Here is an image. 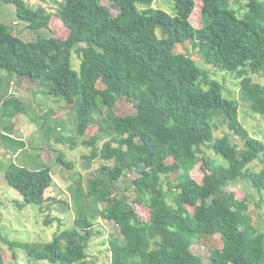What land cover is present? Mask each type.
Segmentation results:
<instances>
[{"label": "trees", "instance_id": "1", "mask_svg": "<svg viewBox=\"0 0 264 264\" xmlns=\"http://www.w3.org/2000/svg\"><path fill=\"white\" fill-rule=\"evenodd\" d=\"M0 2L12 5L28 30L47 29L53 16L67 30L63 40L25 42L0 23L1 117L10 122L25 116L35 128L50 119L56 125L43 128L44 143L28 166L8 162L2 167L0 155L7 185L40 211L62 203L45 197L53 175L42 156L54 153L64 168L72 163L52 141L69 150L89 149L82 156L84 170L92 171L96 160L112 162L90 175L86 190L79 184L73 191L78 216L49 242L11 241L0 227V264H6L1 245L11 251L13 263L18 248L37 262L90 264L87 249L98 218L114 228L106 241L109 264H202L191 251L194 240L201 239L215 241L210 264H264V231L254 225L246 199L226 189L246 180L258 193L264 191V166L249 169L253 161L264 160V132L261 139L250 135L239 121L235 98H223L222 85L210 77L213 69L237 79L250 111L264 118V82L251 78L264 73V0H172V13L154 8L153 0H39L57 4L55 14L24 0ZM197 5L198 29L190 23ZM186 44L210 69L176 51ZM73 54L80 60L79 73L71 67ZM12 74L73 108L67 120L74 135L58 130L66 126L59 111L51 115L33 99L8 92L3 81ZM119 99L130 103L134 114L116 115ZM218 116L229 132L221 137L214 136ZM12 124L0 128V146L12 142L17 151L25 143L10 140ZM198 163L200 183L190 175ZM129 174L134 178L119 190L115 183ZM135 204L149 210L148 220L141 219Z\"/></svg>", "mask_w": 264, "mask_h": 264}, {"label": "rangeland", "instance_id": "2", "mask_svg": "<svg viewBox=\"0 0 264 264\" xmlns=\"http://www.w3.org/2000/svg\"><path fill=\"white\" fill-rule=\"evenodd\" d=\"M24 1L31 7L43 6L50 14H55L57 9V4L51 2L42 3L39 2V0ZM103 4L108 5V2L105 1ZM153 7L162 9L168 13H172L173 11L172 0H153ZM112 13L115 15L116 11L113 10ZM0 23L7 25L11 29L13 35L25 42H35L37 39H48L52 37L63 40L67 35L66 28L54 16L51 18L47 29H41L38 31L26 29L27 23L17 19L15 8L12 5L3 2H0ZM190 23L197 29L201 27L199 5L193 10V13L190 16ZM157 33L159 34L158 31ZM176 51L191 55L199 66L204 67L205 69H210L209 66H206L201 62L200 58L188 44L184 45V47L178 45ZM71 67L74 71L79 73L80 60L74 54L71 59ZM210 71V77L218 81L223 87V98L230 100H234L235 98L237 101L239 121L251 136L261 139L264 132V118L250 111L249 103L240 94L238 80L230 76L228 73V75H226L218 71L216 72L213 69ZM251 78L254 82L262 84L264 82V73L252 75ZM3 82V85L8 89V92L11 91V93L17 95V97L26 98L25 101L27 102H30L31 99H33L42 110H47L51 115L59 111L61 113L60 117L63 118L66 126H59L57 127L59 128L58 130L62 132V129H65L66 134L74 135L73 122L67 120L68 117H71L74 114L73 108L70 107L71 109H69L61 98L52 97L48 95L47 91L46 96L43 95V92L46 89L39 88L36 84L14 74L7 77ZM134 112L135 110L132 105L124 99H119L117 101L115 107L116 115L125 116L134 114ZM43 118L44 117L41 116L37 125L42 124ZM26 119L25 116H21L18 120L13 119L10 122H7V120L3 119L0 115V128L13 122V137H25L23 138L25 147L20 151H16L17 148H14L15 146L12 142H9L11 144H8L5 141L1 143L0 155L2 159V167L8 162L7 165L11 164V162L16 165H29L31 160L38 155L39 151L36 148L42 147L44 143V140L41 138L46 137L45 129L43 130V128L50 127L51 129H55L56 126L54 123H48L52 120L50 119L42 127L39 126L35 128V126L33 124L32 126ZM220 120V116L214 119V124L217 127L214 131L215 137H221L222 135L229 133L226 126L220 123ZM47 137L53 138L55 137V134L49 133ZM234 142L239 147L242 146L237 138L234 139ZM51 144L55 149L60 148L63 153H65L66 160L70 161L72 166L71 168L61 167L56 163L54 153L52 152H49V155L43 154L42 160L47 162L51 167L53 175V183L51 187L45 191V197L55 198L62 201V203L55 202L49 205L50 208L48 210L45 209L40 211L35 205L24 204L23 198L14 189L7 185L3 176L4 171H1L2 169H0V227L3 237L6 239L43 245L44 243L49 242L55 233L70 228L73 224V220L78 216L77 210L72 202L73 191L79 184L81 185V189L86 190L87 179L90 175L103 164L110 165L112 163L96 160L92 163V171H87L84 170L82 165V156L87 155L89 149L79 145L74 150H69L67 147L57 145L53 141ZM29 145L32 146V148H30ZM99 146H101V143ZM202 150L206 155L217 158L220 161L210 149L203 147ZM263 166L264 160L259 159L253 161L249 165V169L252 171H258ZM190 175L196 182H201L203 173L200 169V163L190 171ZM133 178L134 175L129 174L127 177H122V179L117 181L115 185L120 190L122 187L128 186L130 180ZM226 189L238 195L240 198L246 199L248 203V211L252 216L254 225L264 231V191L258 193L246 180H241L236 183H228ZM129 193H131L132 199L133 193L131 192V189H129ZM102 207L103 205L100 204L99 209ZM135 208L137 214L142 220H148L149 210L145 206L135 204ZM189 210H192V206H189ZM88 215L90 216L89 211ZM46 217L53 219V222L46 225L44 223ZM113 229L112 223L107 225L100 218L95 220V225L92 229L93 236L89 241V247L87 249V254L89 256L88 261L90 264H109L110 253L106 241L107 236L109 233L113 232ZM1 246L6 264H48L46 262H37L30 259L24 250L18 248L15 250L17 258L13 263L9 258L11 251L6 245ZM215 246V241L209 239L194 240L191 246V251L203 258L202 264H210L208 256L210 250L215 248Z\"/></svg>", "mask_w": 264, "mask_h": 264}, {"label": "crops", "instance_id": "3", "mask_svg": "<svg viewBox=\"0 0 264 264\" xmlns=\"http://www.w3.org/2000/svg\"><path fill=\"white\" fill-rule=\"evenodd\" d=\"M14 136V134H13V132L10 134V140L11 141H24V139L23 138H25V137H13ZM15 139V140H14ZM5 142H7L8 144H11V143H9L8 141H5ZM24 143V142H23ZM24 148V147H23ZM23 148H20V149H18V151H20V150H22ZM0 149H1V146H0Z\"/></svg>", "mask_w": 264, "mask_h": 264}]
</instances>
